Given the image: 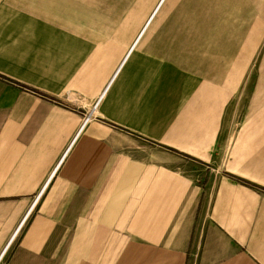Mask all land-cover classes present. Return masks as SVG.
I'll use <instances>...</instances> for the list:
<instances>
[{"label": "crops", "instance_id": "1", "mask_svg": "<svg viewBox=\"0 0 264 264\" xmlns=\"http://www.w3.org/2000/svg\"><path fill=\"white\" fill-rule=\"evenodd\" d=\"M248 2L238 40L208 45L247 57L258 34L245 68L264 35V0ZM50 8L0 0V264H264V53L226 129L244 74L186 65L201 29L142 44L156 7L111 55Z\"/></svg>", "mask_w": 264, "mask_h": 264}, {"label": "rangeland", "instance_id": "2", "mask_svg": "<svg viewBox=\"0 0 264 264\" xmlns=\"http://www.w3.org/2000/svg\"><path fill=\"white\" fill-rule=\"evenodd\" d=\"M36 1L41 2L42 0ZM52 4L53 10H50V12L53 14L54 24L95 27L93 30H88L93 33L83 36L93 37L95 42L109 43L111 55L115 52L113 47L117 42L125 43L127 40L128 43L132 38L136 37L139 32H136L139 25L143 27L146 24L156 7L155 15L141 39L142 44L150 38L157 27L152 36V41L159 44L169 40V32L172 27L193 26L201 29L204 33L200 35L190 34L188 36L196 38L200 43H204L206 48L190 49L188 51L180 50V53L188 52L190 58L201 59L196 61L186 60V65L191 64L189 62L193 61L194 66L201 67L206 70V73L210 74L213 72L214 77L221 71L223 75L225 71L228 74L229 68L233 67L236 68L237 75L244 74L243 80L239 83V93L231 98L225 110L223 127H226V129L232 127L230 122L234 125L236 122H240L246 110L248 92H251L252 89L260 88L261 83L257 81V75L262 73L260 63L264 53V35L257 44L251 57L252 59L249 60L246 68L244 64L253 51L258 34L255 33L254 35L247 57H239L242 45L234 49L230 59L226 57L233 51L223 50L219 52L216 50L215 54L222 55L215 57L213 49L208 47L213 40H220L223 45L238 40L250 20V18L245 16L251 13V10L248 9V6H251V2H248V0H46V5L49 9H51ZM217 29L223 32L219 35L209 33ZM162 51L165 50H159L162 54H158L159 56L171 57L169 53L173 52V50H169L167 55V53ZM247 75H250V77L247 78ZM97 111L96 114H98ZM96 114H94L95 119L93 120H98Z\"/></svg>", "mask_w": 264, "mask_h": 264}, {"label": "built area", "instance_id": "3", "mask_svg": "<svg viewBox=\"0 0 264 264\" xmlns=\"http://www.w3.org/2000/svg\"><path fill=\"white\" fill-rule=\"evenodd\" d=\"M101 100V96L89 107V109L85 112L82 119V124L78 130V133H80L86 126L88 122L93 120L95 118L94 113L97 111L99 103ZM25 218L23 219V221Z\"/></svg>", "mask_w": 264, "mask_h": 264}, {"label": "bare ground", "instance_id": "4", "mask_svg": "<svg viewBox=\"0 0 264 264\" xmlns=\"http://www.w3.org/2000/svg\"><path fill=\"white\" fill-rule=\"evenodd\" d=\"M100 96H101V98H102V95H100ZM98 97H99V96H98ZM98 97H97V98H98Z\"/></svg>", "mask_w": 264, "mask_h": 264}]
</instances>
